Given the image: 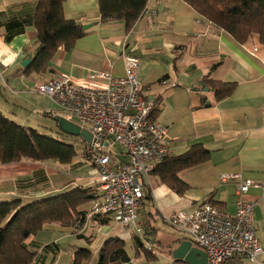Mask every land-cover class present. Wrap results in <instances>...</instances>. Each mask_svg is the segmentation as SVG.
Returning <instances> with one entry per match:
<instances>
[{
	"label": "crops",
	"instance_id": "1",
	"mask_svg": "<svg viewBox=\"0 0 264 264\" xmlns=\"http://www.w3.org/2000/svg\"><path fill=\"white\" fill-rule=\"evenodd\" d=\"M36 4L37 0H0V111L19 117L22 120H13L22 125L43 112L55 114V103L35 91L36 82L66 74L82 83L100 71L121 76L124 56L133 54L140 60V95L153 105L158 101L154 120L167 128L170 154L200 144L210 157L178 172L188 185L182 194L154 174L143 178L144 195L151 198L143 199L138 224L144 237L157 243L155 260L145 261L141 254L135 257L131 230L93 213L95 197L77 206L81 219L47 222L27 237L34 264H73L77 248L91 252L82 264H96L100 248L112 237L123 240L130 258L120 264H186L174 261L169 252L183 235L164 224L161 213L190 210L205 201L232 213L239 182L224 181L221 174L239 173L264 183V44L256 33L238 43L183 0H147L130 30L123 20L102 22L98 0H64L65 17L81 23L84 35L70 49H57L45 71L26 75L21 63L27 58L31 61L38 47L33 26ZM204 76L234 81L236 86L231 95L218 101L212 91L200 88ZM12 107L28 114L11 111ZM82 156L68 164L29 159L0 162V201L19 198L25 203L74 187L95 193L96 176ZM244 198L255 202L253 223L263 251L256 262L239 263L264 264V189L250 187Z\"/></svg>",
	"mask_w": 264,
	"mask_h": 264
},
{
	"label": "built area",
	"instance_id": "2",
	"mask_svg": "<svg viewBox=\"0 0 264 264\" xmlns=\"http://www.w3.org/2000/svg\"><path fill=\"white\" fill-rule=\"evenodd\" d=\"M139 65L136 55L126 54L121 76L100 71L80 83L58 74L36 82L34 89L55 103L59 115L92 135V141L84 144V152L96 176L93 213L110 217L150 248L152 242L138 224L143 178L170 155L171 147L165 138L166 126L149 117L153 103L140 95ZM93 79L105 82L99 84ZM220 177L239 182L232 213L205 201L190 210L161 213L160 219L202 248L208 264H226L232 259L254 263L263 250L253 223L255 202L246 200L244 194L250 187L264 189V183L242 178L239 173Z\"/></svg>",
	"mask_w": 264,
	"mask_h": 264
},
{
	"label": "trees",
	"instance_id": "3",
	"mask_svg": "<svg viewBox=\"0 0 264 264\" xmlns=\"http://www.w3.org/2000/svg\"><path fill=\"white\" fill-rule=\"evenodd\" d=\"M63 1L37 0L33 26L38 47L32 60L22 69L23 74L45 71L57 49H70L75 40L84 35L81 23L65 17ZM183 1L199 15L229 33L238 43H244L251 33H256L259 42L264 44V0ZM146 2L147 0H98L100 20L102 22L123 20L126 30H130L142 15ZM199 85L200 88L212 91L215 99L219 101L232 94L236 82L220 81L204 76ZM157 102H154L150 119H154L158 111ZM42 115L53 118L54 113L43 112ZM55 125L56 135L50 136L39 132L37 128L20 124L0 111V162L10 163L29 159L70 163L77 155V151L74 144L69 143L65 138L75 137L63 133L56 122ZM79 141L85 144L81 138ZM83 154L85 155L84 150ZM209 157L208 149L200 144H194L181 154H170L165 157L154 166L150 174L157 176L160 182L176 193L182 194L188 185L178 177V172L204 162ZM95 197L94 192L86 187H74L25 203L19 198L0 201V264H34V253L27 248L25 242L27 237L36 234L47 222L81 219L83 215L76 211L77 206ZM144 198L150 199L151 196L144 195ZM101 217L106 216L101 215ZM183 239L189 238L183 236L178 240L177 245ZM133 240L135 257L141 254L148 262L157 258V243L152 242L151 247L147 248L141 238L135 236ZM90 256V250L77 248L74 252L73 264H82ZM129 260L123 240L112 237L100 248L96 264H120ZM230 261L240 262L238 259Z\"/></svg>",
	"mask_w": 264,
	"mask_h": 264
},
{
	"label": "water",
	"instance_id": "4",
	"mask_svg": "<svg viewBox=\"0 0 264 264\" xmlns=\"http://www.w3.org/2000/svg\"><path fill=\"white\" fill-rule=\"evenodd\" d=\"M30 62V59H24L21 63L22 66H26ZM53 120L57 123L58 128L65 134L79 137L85 143L92 141L91 133L84 127L66 120L59 114L53 116ZM106 144V143H105ZM171 256L175 260H182L186 264H208L205 251L194 245L191 240L183 239L180 243L171 251ZM228 264H240L239 262H231Z\"/></svg>",
	"mask_w": 264,
	"mask_h": 264
},
{
	"label": "rangeland",
	"instance_id": "5",
	"mask_svg": "<svg viewBox=\"0 0 264 264\" xmlns=\"http://www.w3.org/2000/svg\"><path fill=\"white\" fill-rule=\"evenodd\" d=\"M14 109V110H12ZM6 111V109H4ZM11 111H17L19 114H22L23 116L27 113V110H21L20 108H11ZM55 112H57V110H54ZM6 115H8V117H10L11 119H16V120H22L19 117H14V115L12 113L9 112H5ZM55 114H59V112L55 113ZM54 114V115H55ZM36 115V114H33ZM31 120V121H30ZM29 121H24L25 123H27V126L33 127V128H37L39 132L50 135V136H55L56 135V131H57V127L55 125V121L53 120V118L49 117V116H43L42 114L39 116H34L33 118H31ZM66 141H68L69 143L74 144L75 149L77 151V155L75 156L76 159H82V154H83V150H84V145L79 141V138L75 137V138H71V137H67L65 138ZM114 147H118V145H114ZM170 227V226H169ZM174 229V228H172ZM175 231H177L176 229H174ZM179 231H177L178 233ZM180 233V232H179Z\"/></svg>",
	"mask_w": 264,
	"mask_h": 264
},
{
	"label": "bare ground",
	"instance_id": "6",
	"mask_svg": "<svg viewBox=\"0 0 264 264\" xmlns=\"http://www.w3.org/2000/svg\"><path fill=\"white\" fill-rule=\"evenodd\" d=\"M140 210V209H139ZM232 261H230V263H231ZM227 264V263H226Z\"/></svg>",
	"mask_w": 264,
	"mask_h": 264
}]
</instances>
